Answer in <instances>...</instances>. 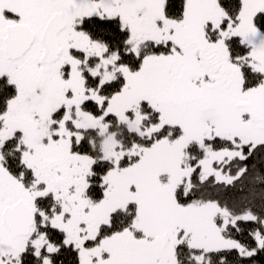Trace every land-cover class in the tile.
Masks as SVG:
<instances>
[{"label":"snow or ice","instance_id":"snow-or-ice-1","mask_svg":"<svg viewBox=\"0 0 264 264\" xmlns=\"http://www.w3.org/2000/svg\"><path fill=\"white\" fill-rule=\"evenodd\" d=\"M0 264H264V0H0Z\"/></svg>","mask_w":264,"mask_h":264}]
</instances>
